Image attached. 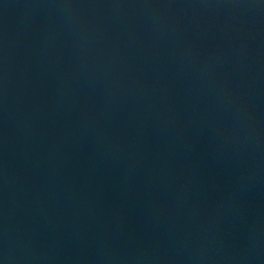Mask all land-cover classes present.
<instances>
[{
    "label": "water",
    "instance_id": "1",
    "mask_svg": "<svg viewBox=\"0 0 264 264\" xmlns=\"http://www.w3.org/2000/svg\"><path fill=\"white\" fill-rule=\"evenodd\" d=\"M0 264H264V0H0Z\"/></svg>",
    "mask_w": 264,
    "mask_h": 264
}]
</instances>
